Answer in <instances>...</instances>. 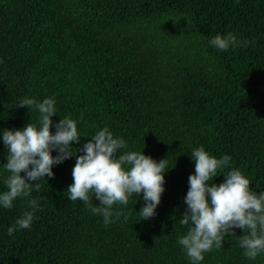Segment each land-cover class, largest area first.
Wrapping results in <instances>:
<instances>
[{
  "label": "trees",
  "instance_id": "16d2710c",
  "mask_svg": "<svg viewBox=\"0 0 264 264\" xmlns=\"http://www.w3.org/2000/svg\"><path fill=\"white\" fill-rule=\"evenodd\" d=\"M229 32L248 46L211 45ZM49 97L53 134L62 117L78 122L74 154L108 127L126 141L121 153L167 158L165 191L154 217L142 220L143 193L132 194L114 206L127 219L105 227L67 198L73 156L53 166L39 192L0 205V264H193L178 243L188 231L180 220L192 149L231 156L225 171L240 169L252 191L264 192V0H0V193L9 175L3 130L39 126L38 111L18 104ZM29 199L39 205L32 224L9 236L32 210ZM199 264H264V253L247 258L229 235Z\"/></svg>",
  "mask_w": 264,
  "mask_h": 264
},
{
  "label": "clouds",
  "instance_id": "9594fccd",
  "mask_svg": "<svg viewBox=\"0 0 264 264\" xmlns=\"http://www.w3.org/2000/svg\"><path fill=\"white\" fill-rule=\"evenodd\" d=\"M218 50L227 51L230 46H248V41H238L231 32L216 35L210 41ZM53 97L37 102L32 98L22 99L18 106L35 108L39 113L37 124L28 123L23 129H4L3 142L8 149L7 162L3 164L9 173L4 180L6 191L0 193V205L11 209L17 198H29L33 189L39 192L43 179L54 178L53 166L75 156L72 169L73 183L68 186L67 198L80 200L93 214L101 215L105 227L127 216L114 208L126 206L132 194L143 193L144 205L140 210L142 220L156 215L165 191L164 173L167 158L159 162L143 152L126 151V141L114 137L108 127L95 133L91 139L73 153V142L80 143L77 120L65 116L55 124L52 132V117L57 114ZM80 119H83L81 114ZM53 151L58 154L54 157ZM83 154H79V153ZM118 153H120L118 155ZM191 158L195 172L188 178L189 190L184 197L187 205L180 223L188 227L186 235L178 243L193 264L204 260V253L223 246L225 236L235 238L244 256L255 260L264 253V192L250 189V181L240 169L228 168L232 157L216 158L203 145L193 148ZM24 173V175H21ZM223 173V182L216 184L214 178ZM99 205L93 206L92 198ZM44 198V197H42ZM31 211H25L7 232L12 236L18 229H27L33 222L34 212L39 205L29 199ZM236 229L244 234L237 235Z\"/></svg>",
  "mask_w": 264,
  "mask_h": 264
}]
</instances>
